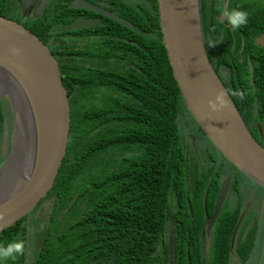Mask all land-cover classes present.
<instances>
[{
  "label": "flooded vegetation",
  "instance_id": "1",
  "mask_svg": "<svg viewBox=\"0 0 264 264\" xmlns=\"http://www.w3.org/2000/svg\"><path fill=\"white\" fill-rule=\"evenodd\" d=\"M8 3L5 17L21 23L36 34L57 60L60 72L61 66L66 65L71 74L75 71L81 73L85 68L108 71L114 75L115 72L126 70L131 73L141 71L139 54L143 48L141 44L144 30L143 7L147 8L146 16L149 13L150 17L158 10V6L154 5L155 0H8ZM73 3L82 4L90 9L71 7ZM226 3L227 0L222 3L219 19L225 24L224 27H230L233 30L231 24L224 21ZM110 15H116L125 22ZM82 20H95L96 24L62 31L66 26ZM224 27L219 29L224 30ZM262 34L254 38L255 44ZM256 45L264 47L260 43ZM215 65L218 67L215 70L223 83L225 80L229 81V69L218 62H215ZM249 83L254 85L252 74ZM76 88L77 86L74 85L72 90ZM103 89L109 90L108 87ZM234 103L252 135L254 136L255 128L259 131V127L261 128L259 133H262V124L257 120L260 112L258 100L255 99L250 106L238 104L236 101ZM247 109L250 110L251 115H247ZM242 111L247 115L248 121L243 117ZM182 115L179 125L182 141L185 144V202L176 201L173 194L168 196L163 220L166 230L164 234L157 237L158 244L153 254L158 258V264H169L171 240L172 264H175L174 253L177 240L182 242L180 247H183L185 242L187 253L190 243L193 242L195 246L198 242L201 264H207L212 259V247L218 237L215 234L218 221L223 209L228 207L231 217L236 219L231 230L230 241L231 256L235 260L234 250L239 234L245 237L249 227L256 224L264 225V188L220 154L190 110ZM206 172H209L206 185L211 179L207 197L210 194L209 189L214 187L216 190L211 211L207 208V197L205 204L202 198V212L199 211V207H193L192 201H195L199 185L198 178L203 177ZM58 180L57 174L52 187L31 210L14 222L16 234L11 241L25 242V251L22 255H18L16 264H34L41 254L46 257V262L41 261L43 264H113L114 257H109V243L111 239L119 237L115 227L118 222L123 223L124 218L130 217L132 220L133 213L140 209L138 203L141 202V196L136 188L140 189L142 185L148 183L156 185L158 180L155 170L148 172V164L144 165L141 154H137V150L133 148L123 149L115 154L112 151L104 152L102 155L97 154L95 161H92L87 180H82L75 187L66 204L63 201L68 198L67 188L59 189ZM225 182H227V188L220 211L216 217L210 219L211 216L213 217L220 188ZM98 185L103 187L102 193L94 191ZM88 188H93V191ZM200 212L203 218L199 224ZM97 215L103 219H96ZM207 218L210 224H206L202 233L203 224ZM184 219H189L192 224L183 222ZM131 220L129 223H134ZM100 223L103 224L104 235L96 236V224ZM198 224L197 227L200 230L197 237L195 226ZM171 226L172 237H170ZM178 226L186 228L181 234L176 235ZM229 226L230 224L226 228ZM97 239H104L105 245L108 243L106 246L108 253H103L101 250H97L96 254L93 252ZM9 260L12 261V259ZM111 260H113L112 263Z\"/></svg>",
  "mask_w": 264,
  "mask_h": 264
},
{
  "label": "trees",
  "instance_id": "2",
  "mask_svg": "<svg viewBox=\"0 0 264 264\" xmlns=\"http://www.w3.org/2000/svg\"><path fill=\"white\" fill-rule=\"evenodd\" d=\"M223 1L200 0L206 51L216 70L218 67L215 62L229 69V81L224 78V83L233 101L250 106L255 99L258 100L260 112L257 120L262 124L263 130L259 133L255 128L254 137L264 146V47L254 43V38L264 32V0H228L226 11L240 9L249 14L248 22L233 30L230 27L225 28V24L219 19ZM0 3V14L7 16L8 0H1ZM154 5L158 6L157 0ZM146 9L143 7V48L139 54L141 71L115 72L114 75L108 71L94 69L91 74L86 71L71 74L66 65L61 66L63 84L70 97V131L66 153L58 171V187L67 188L68 193V198L63 202L68 203L75 187L82 180H87L95 155H102L107 151L115 154L123 149L133 148L137 150V154H141L144 165L148 164V172L155 170V176L157 174L156 185L148 183L140 189L136 188L140 191L141 202L138 203L140 209L133 213L132 220L130 217L124 218L123 223L118 222V227H115L119 237L111 239L109 243V257H114L113 264H138V261L140 264H158V258L153 251L158 244L157 237L166 230L163 220L168 196L173 194L176 201L185 202V144L182 141L179 122L183 117L182 113L189 110L173 76L163 43L158 10L150 17L149 13L146 16ZM224 21L229 23L226 18ZM220 27H224V30H220ZM209 41L217 42L209 46ZM251 74L254 77V85L249 83ZM74 85L77 88L72 90ZM105 87L109 90L102 95V101L89 98V92ZM253 90L254 93H251ZM6 105L4 99L0 100V140ZM247 112V115H251L249 109ZM241 113L248 121L247 115L243 111ZM10 124L8 123L9 126ZM5 156L1 157L0 162ZM78 175L80 176L76 182ZM208 176L209 172H206L203 177L198 178L195 201H192L193 207H199L202 212V192ZM102 188L98 185L94 191L102 193ZM215 190L214 187L209 189V211L214 204ZM90 191H93V188ZM169 209L171 210L170 206ZM201 215L200 212L199 224L203 218ZM95 218L103 219L100 215ZM130 220L134 223H129ZM235 221L228 207H225L216 227L215 234L218 237L212 247V259L207 264H232L230 241ZM155 222L157 223L154 224ZM183 222L192 224L189 219H184ZM15 224L0 232V246H7L12 242V237L16 234ZM199 224L195 226L197 237ZM228 224L230 226L226 228ZM96 228V236H103V224H96ZM185 228L178 226L176 235L181 234ZM262 229L264 237V225ZM259 231L260 228L256 224L249 227L245 237L239 234L234 252L242 263L250 257ZM94 244L95 254L98 253L97 250L108 253V243L105 245L104 239H97ZM180 245L182 242L177 240L175 264H201L198 242L195 246L193 242L190 243L188 253L185 242L183 247ZM67 249L69 251V247ZM259 251L260 247L255 254H259ZM45 258L41 254L34 264H43L41 261L46 262ZM11 263L16 264V260L10 261Z\"/></svg>",
  "mask_w": 264,
  "mask_h": 264
},
{
  "label": "water",
  "instance_id": "3",
  "mask_svg": "<svg viewBox=\"0 0 264 264\" xmlns=\"http://www.w3.org/2000/svg\"><path fill=\"white\" fill-rule=\"evenodd\" d=\"M70 6L90 9L77 3ZM158 10L163 43L187 108L214 146L264 188V146L250 132L210 61L201 25L200 0H158ZM110 16L125 22L116 15ZM95 24V20H82L62 31ZM259 43L264 46V34L256 42ZM220 90L226 93L228 104L213 111L208 101ZM5 96L12 102L15 123L11 166L6 157L0 167V232L31 210L52 187L70 131L69 96L57 60L36 34L0 14V100H5ZM210 182L211 179L204 191V204ZM226 183L220 188L210 219L220 211ZM207 223L210 224L208 218L202 233ZM170 229L172 237V226ZM169 254L172 264L171 240Z\"/></svg>",
  "mask_w": 264,
  "mask_h": 264
},
{
  "label": "rangeland",
  "instance_id": "4",
  "mask_svg": "<svg viewBox=\"0 0 264 264\" xmlns=\"http://www.w3.org/2000/svg\"><path fill=\"white\" fill-rule=\"evenodd\" d=\"M113 66V65H111ZM115 69H120L118 67H114ZM87 72L88 74H91L93 72V70H84L83 72ZM128 71V70H126ZM130 72V71H129ZM72 74H79V72L75 71ZM92 92V93H91ZM89 92L88 96L89 98L94 99V101H102L103 97L102 95L105 94L106 90L105 89H101V90H94ZM100 93V96H97V94ZM5 101L7 102L6 105V111H5V120H4V124H3V132H2V138L0 140V159L1 157H4L5 155L3 153H7V155L5 156V158L0 162V167L2 166V164L5 162L4 160L6 159V157L8 158L7 160V165L11 166V159H12V154H11V147L14 141V135H13V126L15 123V114L12 108V103L9 100V98H7L5 96ZM9 120V122H8ZM8 123H11L10 126L8 125ZM11 154V156H10ZM10 157V158H9ZM4 161V162H3ZM8 169L9 166L7 167ZM6 173H8V171L6 170ZM252 220V218H251ZM263 225H259L260 231L256 237L255 240V245L253 246V249L251 251V255L250 257L246 260L245 263H242L241 261H239L237 258L234 260L231 258V262L232 264H264V237H263V229H262ZM259 243V244H258ZM259 245V246H257ZM260 247V251L259 254L258 252L255 254L257 248ZM259 255V258H258ZM19 259L21 260L22 257L20 256ZM17 261V259H15ZM5 264H10V260H6ZM13 264V263H11Z\"/></svg>",
  "mask_w": 264,
  "mask_h": 264
},
{
  "label": "clouds",
  "instance_id": "5",
  "mask_svg": "<svg viewBox=\"0 0 264 264\" xmlns=\"http://www.w3.org/2000/svg\"><path fill=\"white\" fill-rule=\"evenodd\" d=\"M227 3L225 6H227ZM248 15L249 14L247 11L232 9L224 13V19L226 18L233 28H239L248 22ZM216 42L217 41H209V46L214 45ZM226 96L227 95L223 90L218 91L215 94V97L210 98L208 101L210 109L213 111H218L226 107L228 104ZM24 251L25 242L23 240L8 243L7 246H0V264H5V261L8 259H17L18 255H22Z\"/></svg>",
  "mask_w": 264,
  "mask_h": 264
},
{
  "label": "bare ground",
  "instance_id": "6",
  "mask_svg": "<svg viewBox=\"0 0 264 264\" xmlns=\"http://www.w3.org/2000/svg\"><path fill=\"white\" fill-rule=\"evenodd\" d=\"M12 103V102H11ZM14 106H15V110H16V108H17V105H16V101L14 100ZM12 107H13V105H12ZM12 173V172H11ZM13 176V175H12ZM13 177H15V175L13 176ZM12 187V186H11Z\"/></svg>",
  "mask_w": 264,
  "mask_h": 264
}]
</instances>
